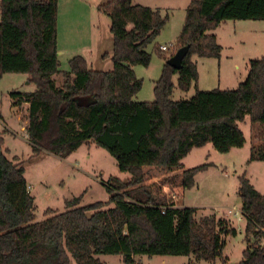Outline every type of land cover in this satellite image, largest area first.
<instances>
[{
    "label": "trees",
    "instance_id": "16d2710c",
    "mask_svg": "<svg viewBox=\"0 0 264 264\" xmlns=\"http://www.w3.org/2000/svg\"><path fill=\"white\" fill-rule=\"evenodd\" d=\"M57 8L58 0H0V77L26 74L35 86V91L9 94L14 106L27 104L32 154L64 158L94 143L129 177L101 182L105 201L82 204L81 194L65 200L64 210L47 208L44 219L35 221L23 161L7 158L0 137V264H70L72 259L104 264L99 254H119L123 264H136L135 255H193L196 261L226 264V238L237 233L229 221L214 215L197 220L195 208L175 206L196 175L213 164L183 169L181 160L208 143L220 153L241 148L245 137L238 123L247 115L264 126V57L249 60L247 76L236 89L213 90L197 88L191 58L219 59L221 46L213 31L227 20L264 21V0H191L173 47L162 55L165 63L151 102L133 99L142 86L133 66L150 64L146 48L169 12L132 0L102 2L98 10L110 20L112 69H93L76 55L57 87ZM185 45L188 52L176 70L166 60ZM175 75L181 91L194 86L189 99L171 98ZM255 160L264 161L263 147L252 149L249 161ZM238 182L244 239L262 243L246 246L237 264H264V193L245 174Z\"/></svg>",
    "mask_w": 264,
    "mask_h": 264
},
{
    "label": "rangeland",
    "instance_id": "374dc122",
    "mask_svg": "<svg viewBox=\"0 0 264 264\" xmlns=\"http://www.w3.org/2000/svg\"><path fill=\"white\" fill-rule=\"evenodd\" d=\"M104 1L107 0H58L60 16L57 23V46L61 53L58 55L59 73L54 75L57 87L63 82V72L69 70L70 58L76 55L86 58L93 69H112L110 57L102 58L106 52L112 53L111 44L105 41L110 20L98 10L99 4ZM181 1L175 3V8H154L162 12L167 10L169 19L155 41L146 48L151 54L150 64L147 67L133 66L137 78L142 80L141 89L133 97L135 101L154 100V84L165 63L162 55L168 53L158 52L156 48L159 45L168 46L177 31L181 30L182 16H185L184 7H178ZM133 4L158 6L157 1L152 0H134ZM259 25H264V21L227 20L220 24L217 28V42L222 48L220 61L198 56L191 58L197 61L199 89H236L245 80L248 69L246 63L250 59L264 57V28ZM72 34L77 36L72 37ZM235 64L239 66L238 69ZM176 81L175 75L171 96L173 100L189 99L195 93L194 87L189 91H181ZM11 91L31 92L35 91V86L28 82L26 74L6 73L0 77V137L3 138L7 158L15 156L23 161L24 177L34 197L35 221L44 219L43 213L47 208L64 210V201L74 196L82 194V204L105 201L108 194L101 182H106L110 177L122 180L129 177L128 173L119 172L115 159L94 143L83 144L64 158L51 153L33 156L26 139L27 110L12 107ZM238 125L245 137L241 148L220 153L208 143L201 148H193L181 160L183 169L203 163H212L213 166L198 173L194 186L185 192L183 198L175 200L176 207L195 208L197 220L204 215H214L216 218L227 219L236 229L235 236H227L222 251L226 264H237L246 246L262 243L253 237L249 243L244 239L245 219L240 211L238 177L245 174L253 187L259 193H264V161H249L252 149L264 148V126L251 123L248 115ZM97 258L104 264H123L119 254H99ZM134 260L136 264H223L220 259L196 261L193 255H135ZM70 264L76 263L72 259Z\"/></svg>",
    "mask_w": 264,
    "mask_h": 264
},
{
    "label": "crops",
    "instance_id": "0c3cea01",
    "mask_svg": "<svg viewBox=\"0 0 264 264\" xmlns=\"http://www.w3.org/2000/svg\"><path fill=\"white\" fill-rule=\"evenodd\" d=\"M133 1L134 0H132V4H133ZM148 1H150V0H148ZM152 1H157V4L156 5H158V6H153V7H151V6H149V7H151L152 9H154V8H164V7H166V8H169V9H171V8H175V3L177 2V1H181V0H163L164 2L162 3V0H152ZM167 1V2H166ZM190 1L191 0H182L181 1V5L180 6H178V7H184V10L183 11H186V8H187V6L189 5V3H190ZM170 4H169V3ZM101 4V3H100ZM99 4V5H100ZM139 5H141V4H139ZM143 5H145V4H142V6ZM59 10H58V8H57V23H58V20H59V16H60V11L58 12ZM185 14V13H184ZM185 18V16H182V22H181V29H182V26H183V19ZM238 21H240V20H238ZM222 24V23H221ZM256 24V23H255ZM58 25L59 24H57V27H58ZM110 25V24H109ZM220 26V25H219ZM259 26H263V28H264V25H259ZM180 31L181 30H178L177 31V33H176V36H173L174 38H173V40H171L172 42H169V45L170 44H174L175 43V41H176V39H177V37H178V35H179V33H180ZM254 31L255 30H253L252 32L254 33ZM213 33L215 34V36H216V38L218 37V33H217V29H215L214 31H213ZM72 37H76L77 35H75V34H72L71 35ZM58 37H59V35H58V31H57V39H58ZM108 40V44L110 45L111 44V35H110V32H109V29H108V33H106L105 34V41H107ZM58 41V40H57ZM77 42V41H76ZM166 45V44H165ZM159 46H161V45H159ZM159 46H158V48H159ZM57 48H58V46H57ZM221 50H222V48H221ZM63 52V51H62ZM61 53V51L60 52H58V55ZM107 53V56L108 57H110V53H109V51L108 52H106ZM107 57V58H108ZM193 57V56H192ZM220 57H221V55H220ZM97 58H98V56H97ZM107 58H105V59H107ZM219 61H220V58L218 59ZM192 61L196 64V62L197 61H195V59H192ZM246 63V62H245ZM247 64V63H246ZM196 66H197V64H196ZM235 68L236 69H238L239 68V66L237 65V64H235ZM209 70V69H208ZM211 70V69H210ZM199 73V72H198ZM177 77V76H176ZM198 80H199V77H198ZM198 80H197V83H196V86H197V88H198ZM194 87V86H193ZM195 89V88H194ZM199 89V88H198ZM190 90V89H189ZM199 90H202V89H199ZM11 104H12V107H14V108H16L17 110H19L20 108H24V110L25 109H27V104H22L20 107H16V106H14L13 105V101L11 100ZM25 113H27L26 111H25ZM119 179H121V178H119ZM122 180V179H121ZM31 187V186H30ZM31 193V192H30Z\"/></svg>",
    "mask_w": 264,
    "mask_h": 264
},
{
    "label": "water",
    "instance_id": "95a60500",
    "mask_svg": "<svg viewBox=\"0 0 264 264\" xmlns=\"http://www.w3.org/2000/svg\"><path fill=\"white\" fill-rule=\"evenodd\" d=\"M188 49L189 45L177 49L174 54L166 60V63L172 68L179 70L182 67V60L186 56Z\"/></svg>",
    "mask_w": 264,
    "mask_h": 264
},
{
    "label": "built area",
    "instance_id": "2783aa9c",
    "mask_svg": "<svg viewBox=\"0 0 264 264\" xmlns=\"http://www.w3.org/2000/svg\"><path fill=\"white\" fill-rule=\"evenodd\" d=\"M173 45L174 44H170V45H161V46H159V49L161 50V51H167L168 49H170V48H172L173 47Z\"/></svg>",
    "mask_w": 264,
    "mask_h": 264
}]
</instances>
